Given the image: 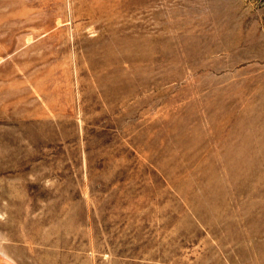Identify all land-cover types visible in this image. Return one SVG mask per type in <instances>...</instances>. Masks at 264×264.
I'll return each instance as SVG.
<instances>
[{"label":"rangeland","instance_id":"rangeland-1","mask_svg":"<svg viewBox=\"0 0 264 264\" xmlns=\"http://www.w3.org/2000/svg\"><path fill=\"white\" fill-rule=\"evenodd\" d=\"M0 264H264V0H0Z\"/></svg>","mask_w":264,"mask_h":264}]
</instances>
